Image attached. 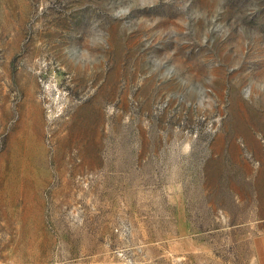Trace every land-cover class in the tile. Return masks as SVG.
Masks as SVG:
<instances>
[{"label": "rangeland", "instance_id": "1", "mask_svg": "<svg viewBox=\"0 0 264 264\" xmlns=\"http://www.w3.org/2000/svg\"><path fill=\"white\" fill-rule=\"evenodd\" d=\"M0 264H264V0H0Z\"/></svg>", "mask_w": 264, "mask_h": 264}]
</instances>
